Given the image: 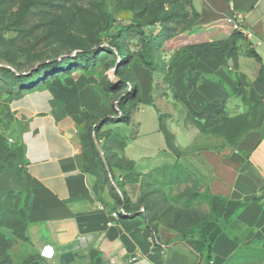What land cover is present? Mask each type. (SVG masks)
Segmentation results:
<instances>
[{
	"label": "crops",
	"instance_id": "1",
	"mask_svg": "<svg viewBox=\"0 0 264 264\" xmlns=\"http://www.w3.org/2000/svg\"><path fill=\"white\" fill-rule=\"evenodd\" d=\"M190 1L198 14L196 39L217 40L219 25H234L244 34L247 53L229 56L209 47L180 55L179 66L163 82L161 76L152 79L151 101L132 106L126 125L137 134L126 138L112 131L110 138L123 146L115 143L110 156L147 174L172 153L163 128L174 136L179 151L197 146V157L210 173L212 218L190 227L182 240L162 228L155 235L140 213L120 215L124 208L116 204L108 184L94 189L97 180L85 171L83 138L94 117L102 114L104 88L98 73L78 70L7 99L12 121L6 131L17 132L16 141L6 138L23 149L26 183L17 177L12 161H0V200L26 185L32 192L28 241L13 248L12 257L24 247L26 259L36 256L32 264H264V0ZM171 97L175 103L167 108ZM255 103L263 116L234 145L221 136L214 139L216 145L209 144L213 137L188 122L191 110L205 113V106L208 115L224 111L234 118V110L248 114ZM145 107L158 114V124L150 129L139 117ZM118 125L122 123L103 126L113 130ZM171 125H177L176 131ZM124 172L113 165L115 178L123 181ZM111 185L119 193L112 175ZM184 240L193 243L195 252ZM45 246L53 248V259L41 256Z\"/></svg>",
	"mask_w": 264,
	"mask_h": 264
},
{
	"label": "rangeland",
	"instance_id": "2",
	"mask_svg": "<svg viewBox=\"0 0 264 264\" xmlns=\"http://www.w3.org/2000/svg\"><path fill=\"white\" fill-rule=\"evenodd\" d=\"M29 16L32 18L27 21ZM197 19L190 0H0V135L15 140L17 132L14 130L9 134L6 131L12 121L7 99L17 87L14 75L34 74L49 62L65 61L76 57L83 50L97 49L101 52L102 44L118 38L124 44L131 63L115 73L116 65L111 64L114 57L110 56L94 68L102 83L109 86V91L101 87L103 103L99 113L102 114L91 121L89 132L97 126L100 128L93 134V139L101 157L107 162L112 155L110 151L117 147L108 138L112 131L126 138L137 134L132 125L112 126L113 130L102 126L104 115L120 117L121 100L129 93L126 83L136 84L140 88V98L133 101L132 106L139 107L141 102L147 104L154 96L152 79L161 76L163 82L167 78L165 75L179 66V57L185 48L216 41L232 42V34L237 29L229 24L219 25L222 32L217 40H201L200 36L196 39L194 26ZM247 46L245 39H238L237 53H244ZM141 55L149 59L158 71L152 72L145 68L141 63ZM5 66L10 67L11 74L5 72ZM116 77L123 83L120 88L114 89ZM162 82L161 91L164 88ZM168 103L167 108H172L174 98H169ZM157 108L164 112L165 107L158 103ZM209 109L205 106L202 112L209 113ZM234 113V117L238 118L231 123L205 124L208 128L205 134L213 137L209 144L216 145L214 139L218 136L228 139L230 145L236 144L250 128L259 123L263 109L253 105L248 114L247 110L243 113L234 110ZM139 117L146 120L149 129L158 124L154 107H145ZM199 120L202 121V118ZM176 128L177 125H171L173 131ZM143 130L141 134H144ZM180 140L182 143L181 137ZM8 144L17 146L18 143L8 141ZM119 163L125 171L124 186H120L118 193L111 185L109 174L107 190L111 195L122 196L125 193L130 208L143 213L151 229L158 232L162 228L182 240L190 227L212 218L208 197L210 173L197 157V146L184 152L174 150L165 159L159 160L147 174L134 172L126 161H113L115 166ZM148 165L152 168L154 163ZM23 198H10L11 212L2 218L0 234L12 242V248L8 250L0 242V264H23L22 259L28 256L24 247L14 257L11 256L13 248L24 244L16 237L22 235V228L17 225L19 217L26 216V210L21 205ZM9 255L11 260H8Z\"/></svg>",
	"mask_w": 264,
	"mask_h": 264
},
{
	"label": "trees",
	"instance_id": "3",
	"mask_svg": "<svg viewBox=\"0 0 264 264\" xmlns=\"http://www.w3.org/2000/svg\"><path fill=\"white\" fill-rule=\"evenodd\" d=\"M198 16V14H197ZM31 16L28 17L27 21L31 20ZM170 20V19H167ZM176 22V21H175ZM174 30V29H173ZM160 38V37H159ZM234 38V40H233ZM156 39V38H155ZM238 39H245L244 35L240 32H233L232 34V42L231 43H225L221 41H216L212 43H203L200 45H194L193 47H188L183 50V53L185 54L186 51H190L192 54L195 53V51L207 49L209 47L214 48L215 50L219 51L221 54H228L229 56H236L237 53V40ZM102 51L99 52L97 49H88L83 50L82 52H79L76 57L66 59L65 61H52L47 64H45L41 70L37 71L34 74H27V75H14L15 82L17 83L16 89L10 93V96H19L23 94L26 91L33 90L37 88L38 86L48 82L54 77H58L61 75H70L74 71L82 70L85 73H94L95 66L101 61L110 58V56L114 57V60L111 62L113 66H117V64L120 62V67L118 70V73L120 70H122L124 67L128 66L130 61V56L126 52V49L124 47V44L118 41V38H114L111 42L102 44ZM103 56V57H102ZM257 57V56H256ZM259 58V57H257ZM141 63L145 65V68L147 69H155L153 66V63L147 59L144 55L140 56ZM177 67L175 68V70ZM7 74H11V69H4ZM174 71V70H173ZM123 83V82H122ZM101 84L106 92L109 91V86L106 84H103L101 81ZM112 84V83H111ZM129 85V93L126 98H122L121 100V106H120V117L119 118H112L109 116L104 115L102 117V124H128L130 122V112L132 108L133 101H136L139 98L140 95V88L136 84H128ZM120 85L114 86V89L120 88ZM258 103H255L254 106H258ZM263 114L260 117V120L262 118ZM202 118V121L199 120ZM238 117L230 118L224 111L218 112L215 115H208L206 113H200L195 111H190L188 114V122L198 128L202 133H205L208 131V128L205 126V124L210 125H221L226 123H231L234 121V119H237ZM260 122V121H259ZM259 123H257L254 128L258 126ZM102 125V126H103ZM254 128H250L254 129ZM100 128L97 126L92 131H90L86 136L83 138V156L85 158L86 166L85 171L94 176L97 180L94 189L97 190L100 185L108 184L110 183L108 176L113 174V161L112 158L109 157L107 159V162L104 161V159L101 157L99 153V147L96 145L93 134L95 132H98ZM163 131L167 137V141L169 143V147L171 148V151L178 150L175 147L174 144V136L169 134L165 128H163ZM110 138V136L108 137ZM107 138L105 137L104 140ZM112 139V138H111ZM226 139V138H225ZM228 141V139H226ZM113 142L119 144L120 147L123 146V143L120 141L112 139ZM105 145V143H104ZM103 145V146H104ZM18 146V145H17ZM10 146L8 144V139L4 135H0V161L9 162L12 161L14 166V171L19 178V180L23 183H26L25 179V167L23 163V149L21 146ZM106 146V145H105ZM107 150V148H106ZM125 161V160H120ZM128 163V162H127ZM133 167V164L128 163ZM119 169H122L120 166V163L116 165ZM110 168V169H109ZM123 170V169H122ZM115 182L118 185V189H120V186L123 185V181H120L119 179L115 178L113 176ZM124 186V185H123ZM113 189H115L113 187ZM26 194V195H25ZM31 190L26 185V189L24 191H18V192H10L7 193L6 196L2 197L0 200V225L2 222V218L4 214H8L11 212V208L9 205L10 198H23L22 200V208L23 210H26V216H20L19 221L17 225L21 226L22 228V235L16 236L19 240H22L24 242H27L28 239L26 237V229L28 224V213L30 210L31 205ZM25 195V196H24ZM112 197L117 205L123 206V213H120L123 217H131L135 216L139 213V211H133L130 208V202L127 199V196H125V193H122V196L117 194H112ZM123 198V199H122ZM141 215H144L141 213ZM148 224V222H147ZM196 225V224H195ZM18 226V227H19ZM149 226V225H148ZM194 226V225H193ZM150 228V227H149ZM151 229V228H150ZM154 234H157V230L151 229ZM0 242L3 245H6L8 250L9 248H12V242L6 238L4 235L0 234ZM186 245L195 252V247L191 241L184 240ZM8 260H11V256L9 255ZM36 261V256L33 255V257L29 256L23 264H32ZM10 262V261H9ZM11 263V262H10Z\"/></svg>",
	"mask_w": 264,
	"mask_h": 264
},
{
	"label": "built area",
	"instance_id": "4",
	"mask_svg": "<svg viewBox=\"0 0 264 264\" xmlns=\"http://www.w3.org/2000/svg\"><path fill=\"white\" fill-rule=\"evenodd\" d=\"M10 142H12V140H10ZM101 209H104L102 206H101ZM113 216L115 217H118V214L117 213H114ZM41 256L43 258H46V259H53L54 256H55V252L53 250L52 247L50 246H45L41 252Z\"/></svg>",
	"mask_w": 264,
	"mask_h": 264
},
{
	"label": "water",
	"instance_id": "5",
	"mask_svg": "<svg viewBox=\"0 0 264 264\" xmlns=\"http://www.w3.org/2000/svg\"><path fill=\"white\" fill-rule=\"evenodd\" d=\"M119 67H120V62L117 64L116 68L114 69L115 73L118 72ZM5 68L10 69V67H8V66H5ZM121 83H122V80H121L120 78L116 77V79L114 80V85L117 86V85H119V84H121ZM104 161H105V160H104Z\"/></svg>",
	"mask_w": 264,
	"mask_h": 264
}]
</instances>
